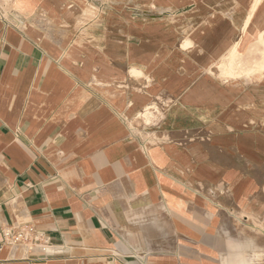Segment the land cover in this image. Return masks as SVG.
<instances>
[{"label": "crops", "instance_id": "1", "mask_svg": "<svg viewBox=\"0 0 264 264\" xmlns=\"http://www.w3.org/2000/svg\"><path fill=\"white\" fill-rule=\"evenodd\" d=\"M0 224L50 242L0 264H264V0H0Z\"/></svg>", "mask_w": 264, "mask_h": 264}, {"label": "built area", "instance_id": "2", "mask_svg": "<svg viewBox=\"0 0 264 264\" xmlns=\"http://www.w3.org/2000/svg\"><path fill=\"white\" fill-rule=\"evenodd\" d=\"M49 245L47 236L33 225L0 224V251L6 248L10 250H30L34 247L45 249Z\"/></svg>", "mask_w": 264, "mask_h": 264}, {"label": "rangeland", "instance_id": "3", "mask_svg": "<svg viewBox=\"0 0 264 264\" xmlns=\"http://www.w3.org/2000/svg\"><path fill=\"white\" fill-rule=\"evenodd\" d=\"M231 63H232V62H231ZM233 63L235 64V61H233ZM241 73H242V72H238V74H240V75H234V76H235V77L243 76ZM229 75H230V76H233V75H232V72L229 73ZM252 76H253L252 74H248V75H246V78L249 80V79H251Z\"/></svg>", "mask_w": 264, "mask_h": 264}]
</instances>
